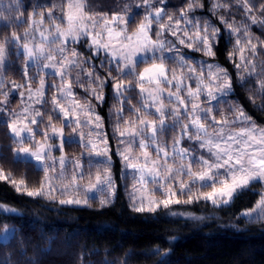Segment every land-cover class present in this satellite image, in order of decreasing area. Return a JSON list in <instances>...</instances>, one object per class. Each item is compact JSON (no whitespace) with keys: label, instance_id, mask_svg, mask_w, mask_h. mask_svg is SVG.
I'll return each instance as SVG.
<instances>
[{"label":"trees","instance_id":"trees-1","mask_svg":"<svg viewBox=\"0 0 264 264\" xmlns=\"http://www.w3.org/2000/svg\"><path fill=\"white\" fill-rule=\"evenodd\" d=\"M248 2L252 8L250 13L245 12L242 0H164L163 4L157 2L156 6L164 7L167 15L179 19L180 11H187L188 4L192 3L193 10L188 13V19L193 24L198 21L201 28L205 23L219 28L218 35L210 40L214 53L211 56L197 50L202 49L198 43H193L192 47L180 44L178 36L184 38L182 31L177 36L165 33L164 39L175 45L173 52L165 53L167 67L178 75L183 72L187 79V68L179 66V59L183 56L188 65L196 69L187 83L192 88L197 86L201 67L204 75H207L208 65L213 63L226 69L232 80V91L211 101V104L206 101V106L213 108L212 115L216 120H221L222 116L232 120L234 114L229 108L240 106L250 120L244 124L237 122L232 128L252 122L264 129V90L260 89L259 83L264 81V24L260 23L264 20V12H261L264 0ZM66 4L67 0H0V43L12 32L21 35L26 30L30 32L31 20L39 21L41 12L54 9V15L61 16V9L66 10ZM214 4L220 6L214 8ZM87 5L94 13L109 17L113 14L127 16V30L130 32L136 30L149 11L142 0H87ZM33 13L36 15L33 16ZM4 16L9 19L5 20ZM253 16L257 23H252ZM221 17L240 31H230L227 25L221 23ZM163 23H168L167 16ZM193 24L185 25L181 21L180 28L194 36L196 29ZM43 26H49L47 19ZM157 27L153 26V35ZM248 38L257 45L255 55L246 47ZM237 39L241 40L239 46L236 45ZM238 47L245 48L243 55L252 64L241 60ZM77 53L80 54V66L71 69L69 76L74 96L81 103L94 108L106 135L112 137L115 132L120 133L131 127L126 123L129 121H135V125H138L136 114L131 109L132 106L140 107L139 89L125 94L131 97L129 101L123 97L118 99L113 88L115 81L108 76L110 69L113 75H117L115 62L109 64V58L105 55L93 54L85 38L78 43ZM237 64L242 67L237 68ZM145 65L148 63L138 62L137 71ZM25 69L27 74L35 71L33 66H26L25 56L17 48L9 47L3 69L4 78L24 83L28 78L24 75ZM89 72L93 74L92 77L88 76ZM242 76L244 80H241ZM96 77L104 81L103 87L99 80L93 82ZM54 90L49 85L48 95ZM98 96H102V99H98ZM15 99L14 106L19 103L18 98ZM42 107L44 119L51 116L54 124L61 123L60 116L57 117L48 107ZM139 115L141 118L156 119L154 115H145L143 110ZM167 123L170 125L171 120ZM183 123L189 121L184 119ZM205 123L211 132L219 128V125H210V121ZM157 136L160 144L166 145V148L173 146L174 141L180 138L184 149L197 156L208 155L195 139L181 138L179 126L174 130L169 127ZM14 144L6 123L0 121V170L6 177L0 179V204L13 209L0 210V229L3 223H7L14 227L15 233L8 242H0V264H264V218L257 214H241L243 210L254 207L259 200L264 189L260 181L251 182L228 204L218 205L204 199L185 203L187 195L180 194L177 183L173 187L181 203L160 206L155 212H136L130 195L131 177L123 173L120 158L112 152L111 169L115 182L112 200L99 206L95 203L63 205L46 196L26 194L28 190L40 187L43 170L32 161L21 162L22 159L15 158ZM82 148L79 142L65 144L66 151L71 155L79 154ZM96 162L93 163L94 167L103 166L100 161ZM191 191L199 195L201 191L207 192L209 189L191 184ZM155 193L165 198L161 191Z\"/></svg>","mask_w":264,"mask_h":264},{"label":"snow or ice","instance_id":"snow-or-ice-1","mask_svg":"<svg viewBox=\"0 0 264 264\" xmlns=\"http://www.w3.org/2000/svg\"><path fill=\"white\" fill-rule=\"evenodd\" d=\"M164 3V0H142L149 11L144 16V20L141 21L136 30L127 35V26L129 20L119 14H113L111 17L106 14H99L91 12L87 5V0H67L66 10L61 9V16L56 17L54 15V9H49L47 13H39L40 20H31L32 32L26 30L22 35L12 32L9 36L4 37L3 43H0V69L3 65L8 54L9 47L17 48L21 55L27 57V62H36L38 66L42 64V68H52L55 70V75L61 77L63 82L65 76H70V70L80 66V54L75 50L71 51L70 57L66 55L67 43L69 40L78 42L81 38H90L91 45L96 49V54H99L101 49L111 51V58L109 64L115 61V72L117 75H113L112 70L108 72V76L115 81L113 84L114 91L117 98H124L125 101H129L131 97L126 96V93L139 89V95L141 97L140 107L132 106V111L136 114V120L139 122L140 127L135 126V121H129L126 123L131 124V127L125 128L124 131H120V136L123 137L128 134L133 138L129 143L135 142L136 137H140L139 147L146 149L149 144L148 141L156 144V159H150L147 151L143 152L144 163H129L128 167L133 169L139 174V180L137 181L141 185H146L149 180L157 185L156 189H153L147 199V205H145V198H141L139 206L136 202L133 203V210L136 212H155L161 205L168 207L171 204H179L181 200L177 198V191L173 187L174 183H178L179 192L181 195H187L185 203L193 202V199H204L210 201L213 204H227L234 196L244 188L248 187L253 180H264V130H257L255 125L250 127L241 126L238 131H232L231 128L237 122L244 124L250 120L246 116L244 110L240 106L230 107L229 111L234 114V118L229 120L227 116H222L221 120H216L215 115H212L213 108H201L200 104L196 101L201 99V95L206 89V95L208 102L218 100L221 96H227L233 89L231 78L228 76L226 70L214 66L208 65V77L209 83L204 84V71L203 67L200 69V78L197 82L195 90L191 85L184 83L185 76L181 72L179 75L175 70H170L167 67V57L165 53H171L175 50V45L164 39L165 33H170L173 36H177L178 32H183V37L178 36V42L180 44H186L187 47H192L193 43L202 45V49L206 55H214L212 51V40L219 33V28L211 27L205 23L201 28L199 22L195 24L188 19V13L193 10V4H188L187 11L181 10L179 13V19H176L172 15H167L164 7H157L156 4ZM244 10L246 13L252 11L248 0H242ZM202 6V5H201ZM220 5L214 4L213 7H219ZM261 12H264V6L261 7ZM36 14L33 13V16ZM167 16L168 23H163L164 17ZM5 20L9 17L4 16ZM49 22V27L44 29L42 26L45 20ZM252 23H257L256 18L251 17ZM181 21L185 22V25L193 24L196 29L195 35L192 36L188 31L180 28ZM221 23L227 25L230 31L238 33L239 28L234 27L225 18L221 17ZM264 24V20L260 21ZM39 25L40 27H37ZM123 25V27H120ZM158 25L153 35V26ZM99 29V30H97ZM210 29V31H209ZM39 33L40 40L36 41L35 33ZM203 32V35H201ZM106 37V39H105ZM187 38V43L186 39ZM29 41H31V46ZM115 41V43H113ZM55 44L56 48L51 46ZM241 40H236V45L239 46ZM118 46V51H117ZM248 50L255 55L257 51V45L251 42L248 38L246 42ZM238 51L241 53V60L246 64H252L251 60L243 55L245 52L244 47H238ZM58 54L60 59H57ZM149 54H151L149 56ZM148 57L147 61H139L148 63L147 67H144L142 71H137L138 57ZM48 61V63H42ZM179 66L187 68V79L191 80L196 73V69L189 66L188 62L183 56L179 59ZM237 68H241V64L236 65ZM254 70V66H253ZM169 71H171V78H169ZM251 75V71L248 72ZM24 75L27 76V70L25 69ZM79 75V74H78ZM92 73L89 72L88 76L92 77ZM245 77H241L244 80ZM96 80L100 81V86L103 87V80L96 77ZM260 89L264 90V81H260ZM145 84L150 87H145ZM44 81L41 80V88H43ZM166 86V87H165ZM15 88L23 87V85H15ZM53 87H56L53 85ZM4 82L0 80V95L4 96L3 100H0V105H7L8 93L3 91ZM175 89L171 91L170 89ZM186 88V95H181ZM43 96V92L40 89L36 90ZM60 96L53 95L51 98L52 111L59 116H63L66 126H70L74 123L77 127H80L82 123H91L89 121H81L76 114L77 109L88 115L92 112L91 106H83L75 101L72 102V107H65L60 103V99H67L72 97L71 81L68 82L67 87H61L59 89ZM95 95V90L93 89ZM23 96L24 94L21 93ZM98 99H102V96H98ZM165 98L169 103L175 102L177 107L168 108L165 105ZM29 99H31V88L29 86ZM37 103H42L41 99H37ZM189 104L191 107L189 108ZM86 107V111H85ZM154 107V112L151 109ZM145 112V115H154L156 119L147 120L141 118L139 113ZM5 111V108H0V112ZM30 109L25 107L22 114L16 112H8L10 119L6 121L7 128L10 130L11 135L16 138V142L20 145L18 149V156L22 157L21 162H27L34 158V161L42 166L45 172V181L41 183L40 187L35 190H28L26 194L28 196H43L51 195L56 191L55 186L52 184V180H63L66 174L71 168V184H65L61 190V194L67 191L78 190L77 181L84 178L81 159H69L63 154V146L65 142H76L71 138L65 141L63 136V129H56L52 124V117L49 116V123L46 127H50L52 135L49 136L47 131L42 133L44 142H38L35 140L37 130H34L29 125H37L43 123L42 113L40 111L35 112V116H29ZM21 115L23 119H21ZM39 117L40 119H37ZM71 117V119H70ZM187 119L189 123H183V120ZM171 120V124L167 123ZM96 127L99 128L100 117H96ZM158 121V123H157ZM206 121H210V125H219L214 132H209L206 126ZM179 126L181 128V138L187 137L188 139L195 138L201 149H206L208 155L201 154L199 156L190 153L188 149L177 148L180 144V140H175L172 148V159L175 162V157H180L181 161L188 159V164H180L178 168H173L169 165V152L165 146H160L157 142L158 133L163 132L171 127L173 130ZM227 129V130H226ZM75 132L76 129L74 128ZM119 131V127L117 128ZM150 131V135L147 132ZM259 131V134H257ZM81 138L82 147L88 150L89 155L105 156V150H99L97 145L91 140L84 141V133H79ZM99 135V134H98ZM59 137L61 142L59 150L61 155L55 157L51 155L53 146L48 144L47 141L53 138ZM28 142L30 146H25ZM106 143V140L102 141ZM123 143V141H121ZM84 153L81 154L83 157ZM123 155V153H122ZM126 161H130L131 157L123 155ZM161 159L163 163H161ZM198 167V171H193V166ZM88 167H93V161L89 160ZM57 168L59 172L57 174ZM49 173L53 175H49ZM163 173V174H162ZM90 174V173H89ZM187 175L193 179L190 183L186 184L180 176ZM6 177L0 173V179ZM135 179V176H134ZM200 183L201 188L210 187L211 190L207 192L201 191L199 195L192 193L191 184ZM15 183V181H13ZM23 183V181H21ZM45 183L47 184V191H45ZM112 179L110 174H106L103 177L98 173L95 177V183H89L87 191L100 190L105 191L111 189ZM19 191V188L17 189ZM161 191L165 196L162 200L153 199L155 191ZM54 198V197H53ZM61 204H80V199H61ZM107 200H102L101 204L107 203ZM83 203H87L84 200ZM257 214L258 217L264 218V194L261 195L259 201L255 206L245 212V215L252 216ZM3 233L5 235L0 238L3 242H8L11 238H14L15 233L11 231L7 223H3Z\"/></svg>","mask_w":264,"mask_h":264},{"label":"rangeland","instance_id":"rangeland-1","mask_svg":"<svg viewBox=\"0 0 264 264\" xmlns=\"http://www.w3.org/2000/svg\"><path fill=\"white\" fill-rule=\"evenodd\" d=\"M67 5V4H66ZM120 15V14H119ZM123 16V15H122ZM126 19H129L127 16H124ZM37 27H40L39 25ZM44 29H47L49 26H42ZM120 27H123V25H121ZM99 30V29H97ZM30 32H32V29L30 30ZM133 32L130 31H126L127 35H131ZM36 36V41L38 42L40 40L39 37V33L36 32L35 33ZM83 38H81L78 42H74L69 40L67 43V49H66V55H68L70 57L71 51L75 50L77 52V48H78V43L82 40ZM88 40L89 46L91 45V39L90 38H85ZM106 39V37H105ZM30 46H31V41H29ZM113 43H115V41H113ZM53 49L56 48V45L53 44L51 46ZM93 50V54H96V49L91 47ZM18 52H20L17 49ZM117 51H118V46H117ZM99 54H103L105 55L107 58H111V51H106L104 49H101L99 51ZM54 55H57V59H60L59 55L54 53ZM151 54H149L150 56ZM138 62L142 61V60H147L148 57H138ZM27 61V57L25 56V62ZM6 62V60H5ZM115 62V61H113ZM42 63H48V61H43ZM214 64V63H213ZM212 64V65H213ZM5 63L3 65V68L0 69V80H3L4 82V88L3 91H6L8 93V102L7 105H0V108H5V111L0 112V121H8L10 119L8 112H16L18 114H22L23 109L25 107H28L30 109L28 115L31 116H35V112L36 111H40L42 112V105L48 107L50 110H52V104H51V98L53 95L56 96H60V92L59 89L61 87L66 88L68 82L70 81L69 76H65L64 80L62 82L61 77L58 75H55V70L52 68H48V69H44L42 68V64L40 66H38L36 64V62L32 61V62H27L26 66H33L35 71L34 73H30L27 74V79L25 80L24 83H17L14 81H7L4 78V74H3V69H4ZM148 65H145L143 67H141L139 71H142L144 67H147ZM213 71H215L216 67L220 68L219 66H217L216 64L213 65ZM223 69V68H221ZM226 70V69H224ZM227 72V71H226ZM178 75V74H177ZM49 76H53L55 77V79L50 78ZM71 76V75H70ZM229 76V75H228ZM200 78V75L198 76ZM169 78H171V74H169ZM41 80L44 81V85L43 88H41ZM199 80V79H198ZM189 79L184 80V83L187 85V83L189 82ZM198 82V81H197ZM203 83L204 84H208L209 83V77H208V72L207 75H204V79H203ZM15 85H23V87L20 88H15ZM53 86L55 85L56 87H54V92L51 93L50 95H48L49 93H47V87ZM29 86L31 88V99H29ZM145 87H150V85L145 84ZM166 87V86H165ZM196 88V87H195ZM195 88H193V90H195ZM40 89L43 92V96H40V93L37 92L36 90ZM171 91H175V89H170ZM71 91L73 93L72 97H68L67 99H60V103L64 104L65 107H72L73 104L72 102L75 101L76 103L83 105V106H90L87 103H81L79 100H77L74 96V90L72 89L71 86ZM186 92V89H185ZM185 92H182L181 95H186ZM21 93H23L24 95L22 96ZM222 97V96H221ZM15 98H18L19 103L17 105H13V101L16 100ZM220 98V97H219ZM4 96L0 95V100H3ZM37 99H41L43 102L42 103H37ZM206 101H208L207 95H206V89L204 90V93L201 95V99L199 101H196L197 103L200 104L201 108H208L210 107L209 105L206 106ZM165 105L168 108H173V107H177V105L175 104V102L173 103H169L168 100L165 98L164 100ZM205 102V103H204ZM214 102V101H213ZM212 103V102H211ZM210 103V104H211ZM86 107H85V111H86ZM189 107H191V105L189 104ZM92 108V112L88 115H85L84 112H81L79 109H77V115L79 116L81 121H89L91 120V123H82L80 127H77L74 123H72L70 126H66L65 122H64V118L61 115V123L59 124H54L51 121V124L56 128V129H63V136L65 141H68L69 138H71L72 140L81 143V138L79 133H84V141L86 142L87 140H91L93 143H95L98 147L99 150H105L106 149V155L105 156H95L93 155H89L88 154V150H86L85 148H82V150H80L79 154H75V155H71L69 154L66 149H65V144L69 143V142H65L64 146H63V154L68 157L69 159H81L82 160V164L84 165L83 168V173H84V178L82 180L77 181L78 184V190L76 191H67L64 192V194H61V190L63 188V186L65 184H71V168L69 167V170L66 174L65 179L60 180V179H54L52 180V184L55 186L56 191L51 193V195H43L46 196L48 198L51 199H55L58 202L61 199H80L82 201V203L80 204H68L65 203L63 205H75V206H83V205H87V204H92L95 203L96 205H103L101 204L102 200H107L108 202L112 200L113 194H114V186H115V182H114V175L111 169V161H112V157L111 154L112 152H114V154H116L121 161V165H122V170L123 173L125 175H128L129 177H131L132 180V188H131V199L132 202L134 203V201L136 202V205L139 206V201L141 200V198H145L144 202L145 205H147V197L152 194L153 189L157 188V185L153 182H151V180H149V182L146 185H141L139 184L137 181L139 180V174L136 173L133 169L128 167V164L131 163H137V164H143L144 163V157H143V152L147 151L149 153V158L150 159H156L157 158V154H156V147L157 145L152 143L151 141H148L149 146L146 149H141L139 147V140L140 137H136L135 138V142L133 143H129V141H132L133 138L131 136H129L128 134H125V136L121 137L119 132H115L114 134H112V137H108L105 133V131L103 130V127L101 126V122L99 121L100 127L97 128L96 127V117L98 116L97 113L95 112L94 108L91 106ZM152 112H154V107L151 109ZM43 117V116H42ZM144 119L147 120H153L154 118H150V117H143ZM21 119H23V116L21 115ZM37 119H40L39 117H37ZM71 119V117H70ZM49 123V119H44L43 117V123L39 124V126L37 125H29L30 127H32L34 130H37V134L35 137V140L38 142L43 143L44 142V137L42 135V133L44 131H47L49 136L52 135V131L50 127H46V125ZM253 124L252 122H250L248 125H245L244 127H250ZM137 128L140 127L139 123L138 125H135ZM256 126V125H255ZM76 129V131L74 132L73 129ZM240 127L238 128H231L232 131H238ZM257 130H264L262 127L256 126ZM227 130V129H226ZM209 131V130H208ZM211 133V131H209ZM8 133H10V130L8 129ZM99 134V135H98ZM148 135H150V131L147 132ZM257 134H259V131H257ZM11 135V133H10ZM11 137L13 138V142H15V144L13 145V151H14V157L18 158V159H22V157L18 156V149L20 147V145L16 142V138H14L12 135ZM195 139V138H193ZM191 139V140H193ZM106 140V143H103L102 141ZM176 140H180L176 139ZM123 141V143L121 142ZM60 138L56 137L53 138L51 140H48L47 143L51 144L53 146L52 148V152L51 155L55 156V157H59L61 155V152L59 150V145H60ZM157 142L159 143L160 146H164L161 145L159 140H158V136H157ZM25 146H30V144L28 142L25 143ZM167 147V146H166ZM177 148H183L182 144L180 143L179 145L176 146ZM172 148L173 146H171L170 148H166V150L169 152V160L168 163L171 167L178 168L180 166L181 163H183L184 165L188 164V159H184L183 161H181L180 157H175V162L172 159ZM84 153L83 157L81 156V154ZM128 155L131 157L130 161H126L123 158V155ZM190 153H192L190 151ZM80 155V156H79ZM89 160L93 161V163H97L96 160L100 161V164H103L102 167L96 168V167H91V169H89L88 167V162ZM32 161L34 163V165L37 168L42 169V166H40L37 162L34 161V158L29 160ZM161 163H163V160L161 159ZM43 170V169H42ZM198 167L197 166H193V171H198ZM59 172V169L57 168V174ZM1 173V170H0ZM90 173V174H89ZM100 174L102 177L106 174H110L111 179H112V187L111 189H107L105 191H100V190H92V191H87V186L89 183H95V177L97 174ZM3 174V173H2ZM163 174V173H162ZM49 175H53L51 173H49ZM4 176V174H3ZM135 176V179H134ZM134 179V180H133ZM179 179H182L186 184L190 183V181L193 179L192 177H189L187 175H182L179 177ZM45 181V172L43 171V179L42 182ZM253 181H257V180H253ZM252 181V182H253ZM260 182L263 183L264 185V180H259ZM41 182V183H42ZM177 184V183H174ZM173 184V185H174ZM198 184L199 187L200 183H195ZM209 191L211 190L210 187H208ZM45 191H47V184L45 183ZM262 194H264V189L262 191ZM261 194V195H262ZM158 197H157V196ZM54 197V198H53ZM261 197V196H260ZM153 199L159 201L162 200L164 198H161V195H159L158 193H154L153 195ZM260 199V198H259ZM84 200H87V203H83ZM259 201V200H258ZM257 201V202H258ZM60 203V202H59ZM223 204V203H221ZM228 204V203H227ZM163 206V205H161ZM253 208V207H252ZM251 209V208H249ZM249 209H245L242 211V215L244 216H248L245 215L244 213L247 212ZM0 210H4V211H13V209L9 208L8 206L4 205V204H0ZM256 215L255 213L252 215L254 216ZM11 231H14V227L12 225H9ZM5 235L3 233V228L0 229V238H2V236ZM0 242H2V240H0Z\"/></svg>","mask_w":264,"mask_h":264}]
</instances>
